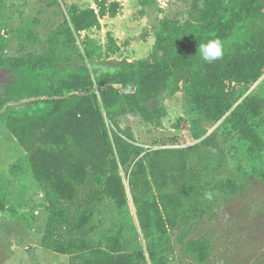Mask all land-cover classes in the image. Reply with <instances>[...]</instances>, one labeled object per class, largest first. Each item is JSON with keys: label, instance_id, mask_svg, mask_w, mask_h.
<instances>
[{"label": "trees", "instance_id": "16d2710c", "mask_svg": "<svg viewBox=\"0 0 264 264\" xmlns=\"http://www.w3.org/2000/svg\"><path fill=\"white\" fill-rule=\"evenodd\" d=\"M140 2L144 5L149 0ZM121 8L120 0H96V7L87 8L74 4L68 19L50 35L47 52L0 57V67L29 70L47 78L48 98L39 102L75 100L53 117L10 115L5 122L26 151L32 176L45 191L48 217L43 243L58 254L69 255L70 264H144L147 252L140 229L153 240L148 250L152 263L160 264L157 246L169 239L170 229L185 223L187 197L205 176L220 173L226 165L227 153L205 123L218 122L231 112L227 81L249 83L264 73V24L258 23L264 19V0H204L195 22L182 25L162 19L149 59L130 62L113 73L102 74L104 68L94 69V74L87 69L71 70L54 78L52 72L63 58L60 52L80 32L101 28V18L116 17ZM249 24L255 26L249 28L245 40L237 48H224L221 59L208 63L199 56L200 44L216 38L225 44ZM17 35L39 42L30 20ZM108 37L110 52L116 53L120 46L110 33ZM86 40L95 41L89 35ZM87 58L97 63L95 49L87 50ZM190 72L194 75L187 81L186 92L194 110L190 120L193 144L146 148L131 127L123 128L110 115V109L126 103L131 107L128 113L158 124L168 114L163 96L174 92L178 78ZM250 100L246 98L232 110L235 125L243 127L248 118L256 117L254 99L249 105ZM126 167L137 219L121 173ZM173 174L181 179L179 190L171 188ZM257 175L264 182V170ZM86 185L90 190L85 207L71 210L67 203ZM6 207L0 193V210ZM129 235L134 237L132 250L124 243ZM186 250L197 261L206 262L212 244L202 236L188 241Z\"/></svg>", "mask_w": 264, "mask_h": 264}, {"label": "rangeland", "instance_id": "374dc122", "mask_svg": "<svg viewBox=\"0 0 264 264\" xmlns=\"http://www.w3.org/2000/svg\"><path fill=\"white\" fill-rule=\"evenodd\" d=\"M120 2L122 8L116 17L101 18V28L80 32L75 42L60 52L63 58L52 72L54 78L71 70L87 69L94 74V69L104 68L102 74L113 73L130 62L149 59L162 19L182 25L195 22L204 6V0H149L144 5L140 0ZM74 4L96 7V0H0V57L47 52L50 35L68 19ZM29 20L39 38L37 43L21 40L17 35ZM258 23L263 25L264 19ZM253 26L239 30L224 48L240 45ZM108 33L120 46L116 53L110 52ZM86 35L95 41L86 40ZM88 49H95V65L87 58ZM193 75L182 74L174 92L163 96L168 114L158 124L128 113L131 107L126 103L110 109V115L123 128L131 127L136 140L146 148L191 145L195 142L190 122L194 110L186 88ZM46 79L29 70L0 67V193L7 206L0 210V264H70L69 255L58 254L43 243L48 217L45 191L32 176L26 151L5 123L10 115L53 117L75 102H39L48 98ZM227 89L233 102L231 112L249 97V105L254 99L256 117L248 118L243 127L234 124L231 112L218 122L205 123L208 133L218 136L227 162L220 173L205 176L187 197L185 223L170 229L169 239L157 246L160 264H264V182L257 175L264 170V152L260 153L259 148L264 149V73L249 83L227 81ZM107 121L113 127L111 119L107 117ZM177 130L181 132L169 137L168 132ZM127 169L121 168V173L137 219ZM171 183L172 189L182 188L178 174L171 175ZM89 190L88 185L81 187L76 199L67 203L69 208L83 209ZM209 192L211 200L206 198ZM202 236L212 244L206 262L197 261L186 250L188 241ZM139 238L147 252L144 264H153L148 253L152 238L141 229ZM124 243L126 249L132 250L134 237L127 236Z\"/></svg>", "mask_w": 264, "mask_h": 264}, {"label": "clouds", "instance_id": "9594fccd", "mask_svg": "<svg viewBox=\"0 0 264 264\" xmlns=\"http://www.w3.org/2000/svg\"><path fill=\"white\" fill-rule=\"evenodd\" d=\"M198 53L203 61L211 63L224 56V43L219 38L210 39L206 43L199 45ZM206 198L211 200L212 193H207Z\"/></svg>", "mask_w": 264, "mask_h": 264}, {"label": "water", "instance_id": "95a60500", "mask_svg": "<svg viewBox=\"0 0 264 264\" xmlns=\"http://www.w3.org/2000/svg\"><path fill=\"white\" fill-rule=\"evenodd\" d=\"M181 132V130H177V131H170V132H168V135H176V134H178V133H180Z\"/></svg>", "mask_w": 264, "mask_h": 264}]
</instances>
